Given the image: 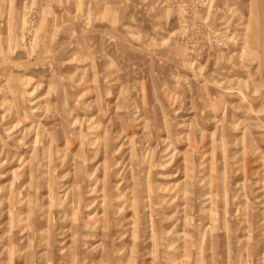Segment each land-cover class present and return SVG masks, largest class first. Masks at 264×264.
<instances>
[{
    "label": "rangeland",
    "instance_id": "obj_1",
    "mask_svg": "<svg viewBox=\"0 0 264 264\" xmlns=\"http://www.w3.org/2000/svg\"><path fill=\"white\" fill-rule=\"evenodd\" d=\"M0 264H264V0H0Z\"/></svg>",
    "mask_w": 264,
    "mask_h": 264
}]
</instances>
